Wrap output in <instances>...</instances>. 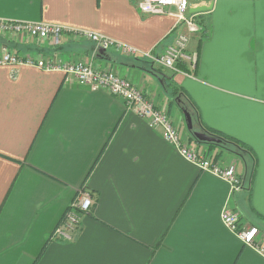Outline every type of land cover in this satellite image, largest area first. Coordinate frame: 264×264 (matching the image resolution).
<instances>
[{
    "label": "crops",
    "instance_id": "0c3cea01",
    "mask_svg": "<svg viewBox=\"0 0 264 264\" xmlns=\"http://www.w3.org/2000/svg\"><path fill=\"white\" fill-rule=\"evenodd\" d=\"M189 3L210 6L192 13L200 30L188 43L191 74L67 36L55 46L0 34V53L83 60L126 77L190 145L234 164L242 188L183 158L121 97L62 71L0 65V264H264L220 219L234 210L264 241V0ZM0 17L95 31L155 55L186 31L173 29L172 14H144L129 0H0ZM174 84L199 112L195 129L242 142L254 166L190 139ZM83 190L92 204L78 230L70 240L53 235Z\"/></svg>",
    "mask_w": 264,
    "mask_h": 264
},
{
    "label": "built area",
    "instance_id": "2783aa9c",
    "mask_svg": "<svg viewBox=\"0 0 264 264\" xmlns=\"http://www.w3.org/2000/svg\"><path fill=\"white\" fill-rule=\"evenodd\" d=\"M144 14L168 15L172 14L176 21L173 29L184 25L186 31L176 32L172 41L157 55L149 52L140 53V50L115 42L109 36L90 30H82L63 26L60 24L43 21L14 20L0 17V34L16 37L18 35L30 36L38 41L49 40L51 44L58 46L63 36L74 41L81 39L91 41L97 49H109L112 46L132 57L144 56L146 60L157 64L172 72L188 71L195 68L196 53L188 50V43L193 33L200 28L194 20V15L189 13V0H129ZM174 8V11H170ZM0 65H8L11 68L30 66L45 71H62L71 75L80 85L95 89H105L111 94L121 97L127 107L131 108L139 117L146 119L154 129H159L166 141L175 146L179 154L189 162L196 164L203 171L227 182L231 190H238L243 186L242 178L236 172L234 164H222L210 159L204 150L190 145L189 138L181 136L179 129L174 125L167 113L156 107L153 99L147 97L143 89L132 83L126 77L109 69H99L92 63L83 60L64 61L59 58L35 57L29 54L19 55L4 51L0 53ZM92 204L90 193L83 190L75 198L65 211L60 223L56 226L54 234L65 240H70L78 230L81 214L89 211ZM223 225L230 230L247 247L264 257V241L256 226H246L240 223L239 214L229 208H223L220 213Z\"/></svg>",
    "mask_w": 264,
    "mask_h": 264
},
{
    "label": "trees",
    "instance_id": "16d2710c",
    "mask_svg": "<svg viewBox=\"0 0 264 264\" xmlns=\"http://www.w3.org/2000/svg\"><path fill=\"white\" fill-rule=\"evenodd\" d=\"M205 31H203L204 33ZM204 35V34H203ZM138 58V57H137ZM141 59V58H140ZM144 62H146L149 65H152L150 61L143 59ZM154 71L158 72L160 70L158 69H154ZM172 87H174L175 92L173 91V93H178L180 94L179 98L183 97L187 102L182 101V105L181 107L188 110L192 116V121L194 122H200V115L199 112L194 104V102L180 89L179 86H176L175 84L172 85ZM203 125V124H202ZM204 127V125H203ZM208 132L216 135L217 137H219L221 139L220 144H216V143H204V142H197L199 144H202L203 146L206 147L207 151H210L211 149L218 147L221 151L222 150H230L233 153L246 157L248 156L249 158H251L252 160V165L254 166V155L253 152L250 150V148H248L245 144H243L242 142L235 140L229 136H226L224 134H220L218 132H215L213 130H210L208 128H205ZM190 139L194 140L193 137L190 135ZM195 141V140H194Z\"/></svg>",
    "mask_w": 264,
    "mask_h": 264
},
{
    "label": "water",
    "instance_id": "95a60500",
    "mask_svg": "<svg viewBox=\"0 0 264 264\" xmlns=\"http://www.w3.org/2000/svg\"><path fill=\"white\" fill-rule=\"evenodd\" d=\"M210 8V6H197L194 8L189 9V13H198L202 11H206ZM103 49H99V52H102ZM184 120H185V125L186 129L190 133V135L193 137L195 142H204V143H216L220 144L221 139L217 137L216 135L208 132L207 130L201 128V129H195L192 121V116L190 112L184 108H181Z\"/></svg>",
    "mask_w": 264,
    "mask_h": 264
},
{
    "label": "rangeland",
    "instance_id": "374dc122",
    "mask_svg": "<svg viewBox=\"0 0 264 264\" xmlns=\"http://www.w3.org/2000/svg\"><path fill=\"white\" fill-rule=\"evenodd\" d=\"M180 31H184L183 29H180Z\"/></svg>",
    "mask_w": 264,
    "mask_h": 264
}]
</instances>
